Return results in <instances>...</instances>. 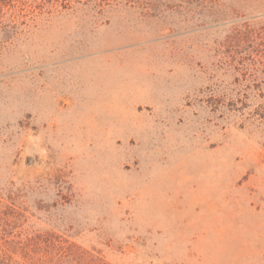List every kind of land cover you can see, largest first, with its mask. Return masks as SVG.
<instances>
[{
	"label": "rangeland",
	"instance_id": "1",
	"mask_svg": "<svg viewBox=\"0 0 264 264\" xmlns=\"http://www.w3.org/2000/svg\"><path fill=\"white\" fill-rule=\"evenodd\" d=\"M0 264H264V0H0Z\"/></svg>",
	"mask_w": 264,
	"mask_h": 264
}]
</instances>
